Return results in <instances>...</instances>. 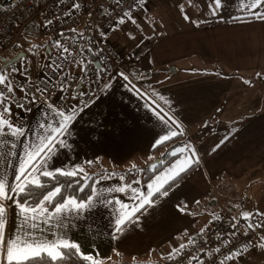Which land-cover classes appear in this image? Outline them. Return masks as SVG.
<instances>
[{
	"label": "crops",
	"instance_id": "0c3cea01",
	"mask_svg": "<svg viewBox=\"0 0 264 264\" xmlns=\"http://www.w3.org/2000/svg\"><path fill=\"white\" fill-rule=\"evenodd\" d=\"M209 3L210 0H206L207 10L203 15L199 12L186 20L184 27L176 33L158 42L156 38L154 56L160 64L166 61L167 67L152 71L141 66V62L123 66L111 77L107 83L109 87L96 94L85 106H76L75 118L65 137L68 147L57 148L44 166L48 171L90 167L95 172L96 191L102 197L118 202L96 203L92 209L79 213L65 211L60 222L53 220L49 224L37 219L35 222L39 228L32 230L34 237L41 240L66 238L78 242L81 252L91 255L99 264H159L160 260L167 264V256L175 253L174 249H180L181 244L187 246L202 235L203 232L194 235L190 231H193L192 227L195 231L201 226L202 214L212 211L214 204L218 205L219 211L223 207L227 212L231 211L226 199L229 187L225 186L233 184L235 176H240L245 169L264 158V115L250 120L248 127L227 137L225 143L213 151L216 145L206 149L203 145L213 144L212 140L217 137L215 128L209 129L211 134H204L199 126L193 131L187 124L196 119L208 120L206 114L216 115V110L221 117L234 114L236 111L231 106H234L236 76L222 78L224 88L216 90L211 84L208 94L197 97L205 105L196 116L199 108L189 107L188 101L194 95L198 96L200 82L197 80L198 77L202 79V74L210 77L213 73L250 75L254 74L253 69L264 70L250 62L237 63L240 56L249 57L254 53L252 50L257 41L254 31L264 22L243 11L242 0H222L224 7L217 16L211 15ZM259 10L264 12V7ZM176 58H190V61L184 65H170L168 60ZM224 58L227 64H224ZM155 72L158 73L156 77ZM121 73L128 76V80L123 79ZM179 73L184 75L183 78L173 79ZM160 96L167 103L160 100ZM156 104L163 113L186 128V138L179 134L154 146L157 139L170 135L172 131L177 132L173 123L165 125L157 119L153 111ZM8 115L15 117L17 110H11ZM59 119L51 102L42 103L23 117L24 136L0 137L5 141L0 148V161L12 154L5 175L9 184L16 183L14 177L25 154L32 151L49 131L40 125L46 122L55 127ZM254 122L258 124L251 125ZM178 149L188 150L180 152ZM192 150L198 163L187 159L192 157ZM166 159L169 161L165 162ZM89 161L93 163L89 164ZM186 161L192 167L191 171L167 190L166 197L158 196L153 206L136 212L125 225V231L118 239H113L115 220L126 211L121 204H127V210L137 204L136 194L127 189V185L146 191L149 183L158 177L163 180L170 169L178 170ZM154 164H160L158 170L143 179V168ZM122 186L126 188L124 193L107 191ZM8 205L10 212L4 237L7 240L24 238L28 225L19 215L20 209L10 201ZM131 258L137 262H130ZM0 264H6L3 253H0Z\"/></svg>",
	"mask_w": 264,
	"mask_h": 264
},
{
	"label": "built area",
	"instance_id": "2783aa9c",
	"mask_svg": "<svg viewBox=\"0 0 264 264\" xmlns=\"http://www.w3.org/2000/svg\"><path fill=\"white\" fill-rule=\"evenodd\" d=\"M132 2L133 0H123V3H118V0H0V57L25 52L21 42L22 28L38 17L43 18V34H55V42L60 41L63 47L68 48L65 53L54 42L44 60L37 63L38 68L33 61L30 65L27 62L20 63V73L12 77L17 91L9 101L18 112L13 118L7 113L6 118L21 126L24 116L39 104L48 102L52 103L55 110L69 114L76 106H85L103 90L124 60H138L153 45V35L143 38L125 53L118 51L104 37L105 33L116 26L119 17L128 10ZM74 4H79V7H74ZM81 19L83 23L89 24L87 31L81 34L77 32L76 36L61 34L62 29L72 31L81 24ZM71 60L76 63L71 65ZM85 65L88 68L86 73L81 70ZM37 88L47 89V92L38 93ZM20 89L26 91L22 92ZM25 95L33 99H25ZM18 103H24L26 107L22 109L16 106ZM231 225L227 212H220L218 219L203 235L197 236L190 245L171 256L169 262L186 264L198 251L205 253L197 264H217L223 255L233 256L236 251L250 245L248 243L251 237L238 231L228 236L227 230ZM213 239L216 241L215 248L206 250Z\"/></svg>",
	"mask_w": 264,
	"mask_h": 264
},
{
	"label": "snow or ice",
	"instance_id": "6c2138e0",
	"mask_svg": "<svg viewBox=\"0 0 264 264\" xmlns=\"http://www.w3.org/2000/svg\"><path fill=\"white\" fill-rule=\"evenodd\" d=\"M188 2L189 5H191L192 0H188ZM118 3H123V0H118ZM145 4L146 0H133L128 10L124 11L123 15L119 17L117 24L122 25L125 23H131L133 25H138V21L132 13L137 7L143 11ZM242 5V10L248 12L252 18L264 22V12H260L259 10L261 7H264V0H242ZM73 6L78 8L79 4H74ZM223 7L224 5L222 0H210L209 11L212 16H217L221 13ZM180 8L183 18L185 20H190L187 13L184 12V6L181 5ZM234 19L240 18L235 17ZM193 23H195V21H193ZM129 36L131 39H135V37L131 36V34H129ZM55 46L62 48V51L65 53L68 52V48L63 47L60 41H56ZM18 55L19 54L17 53V56ZM0 59H3V63H0V137L5 135H10L12 137L24 136L25 129L23 126L15 125L14 122L6 118V114L9 113L13 107L9 101L13 98L14 92L17 91L13 84L12 77L20 73V68L13 63L15 57L12 59L0 57ZM25 62V58L22 57L21 63ZM80 63L83 64L82 61ZM81 70L86 73L88 68L85 65ZM257 75H259V73ZM121 76L123 79L128 80V76L123 73H121ZM246 83H248V81H246ZM107 87H109V85L105 84V88ZM20 91L25 92L26 90L20 89ZM36 91L44 94L47 92V89L42 90L37 88ZM24 98L33 99V97L28 95H25ZM159 99L167 103L163 96H160ZM153 103L155 104V101H153ZM16 106L22 109L26 107L24 103H18ZM153 111L160 122L165 125L173 123L172 118L163 113L158 104L155 105ZM56 115L59 116L60 119L56 122L55 127L51 124H47L46 122L45 124L40 125L42 129L47 127L49 131L42 138L40 143L32 149V151L25 154V158L19 164L14 177L16 183L14 185L9 184L6 176L0 174V253H3L6 264H44L45 257L48 258L49 264H61L65 257L71 259L72 256L76 254H79L84 261H90L92 264H98L97 261L93 260L91 255H85L81 252L78 242H72L66 238L41 240L39 237L33 236L32 230L39 228V225L35 222L37 219L49 224L53 220L60 222V217L64 215L65 211L75 210L79 213L81 210L92 209L96 203L108 205L118 202L110 200L107 197H102L94 187L96 182L86 185L88 188L92 189V192L91 195L83 201H78L75 197L65 198L63 196L64 188L58 182L52 186V190L43 194L42 198L34 206L27 202L28 196L32 194L34 189L45 187L44 183H42V178H48L54 181L57 180L58 176L70 178L67 186H71V182L75 181L76 190L78 191H84L85 189L83 185L85 184V181L91 179L89 175L85 174V170L82 167H73L71 170H44L45 164L49 159H51L52 154H54L57 148L68 147L65 137L69 131V124L75 118V110H73V113L70 115H66L64 111L56 110ZM178 134H182V130L181 132L172 131L170 135H165L157 139L154 146H159ZM227 139L228 138L225 137L221 140L215 146L213 151L224 144ZM4 144L5 141L0 139V148H2ZM187 150L188 149H178L177 151L184 152ZM195 157V151L192 150V157L187 159L192 163H198V159H195ZM88 163L91 164L93 162L89 161ZM188 167H190V164L186 161L184 167H180L178 170L170 169L169 174H167L163 180L158 177L156 181L149 183L146 191H138V189L132 187V184H128L127 189H130L132 193L136 194L135 199L137 204L135 207L131 208V210H127V204H121V208L126 211L121 212L115 220L116 235L113 236V239H118L119 235L125 231V225L132 219L136 212H139L146 206H153L156 197H166L168 195V191L164 189V185L169 184V182L175 183ZM80 174H84L83 178H81ZM113 175H115V173H113ZM121 179H123V177H121ZM135 183L139 184V181H135ZM169 186L171 185L169 184ZM107 191H118L120 193H124L126 188L122 186L117 189H108ZM17 196L21 197V199L25 202H21L20 199H17ZM57 198H60L62 202H57ZM9 201L12 205H15L20 209L19 215L24 217L25 224L28 225V231L25 233L24 238L18 237L15 240H7L4 238L8 222V208L6 205ZM46 204H51L52 209L49 210L45 207ZM253 215H260L261 217H264V213H242L245 220L251 219ZM254 228H264V219H262L259 223L253 222L248 224L249 230ZM201 231H203V229ZM261 240L264 241V237H261ZM184 247L185 245H180V249H183ZM259 247L264 249V243H261ZM173 251L178 252L179 249H174ZM217 251H219V249H217ZM244 251H247V249L245 248ZM241 255V251H236L233 256H229L228 259H233L234 257Z\"/></svg>",
	"mask_w": 264,
	"mask_h": 264
},
{
	"label": "rangeland",
	"instance_id": "374dc122",
	"mask_svg": "<svg viewBox=\"0 0 264 264\" xmlns=\"http://www.w3.org/2000/svg\"><path fill=\"white\" fill-rule=\"evenodd\" d=\"M205 4L206 0H192L191 5H189L188 0H146L143 11H141L140 8L137 7L136 10L132 13L136 17L138 25L125 23L115 26V28L113 27V29L110 31V34L108 36L109 41L120 52H128L133 46L138 44L146 36H155L153 46L146 49L144 54L138 61L133 63L130 61H126V63L122 64L121 68L128 64L134 65L138 64L139 62H141V66H144L152 71H157L159 68L167 67V65L169 64L165 63L166 61H163V63L160 64L154 56V50L157 48L155 46L156 43L159 39L167 38L173 33H176L180 28L184 27L186 20L183 18V14L180 8L181 5L184 6V12H186L187 15L191 18L197 15L199 12H201V14L203 15L204 10H207L205 9ZM199 6L200 9L198 8ZM80 23L83 24L82 19L80 20ZM42 26L43 18L38 17L31 21L23 30V45L25 48L27 46L30 48L28 50L29 52H27V55L23 57L25 58L28 65L31 64V61H33L37 65L39 61L44 60L45 54L41 47V43L46 40V37L41 31ZM79 28L80 27H78V29ZM254 32L256 34L257 40L252 50L254 53L252 55L250 54L249 57L240 56V60H237V63L246 64L250 62V64L260 65V68H264V25L258 26ZM129 34L135 37V39H131ZM156 38H158L157 42ZM15 53L7 54L8 59L14 56ZM168 61H170V65H172V63L184 65L187 64L186 62L190 61V58H176L174 60ZM224 61V64H227L225 58ZM0 63L2 62L0 61ZM20 63L21 60L19 59L18 61H16L15 65L17 67H20ZM253 71L254 74L250 75L245 73H238L236 75L226 73H213L211 77L208 74H202V79L198 77L197 83L200 82L198 88V96L194 95V97L188 101L189 107L197 106V108H199L194 116H196L197 113L201 111L202 107L205 105L201 104L197 97H199L200 95L203 96L205 93L208 94L210 92L211 84H213L216 90L224 88L225 86L224 84H222V78L236 76L234 77V81L236 83L234 85L235 92L233 91L234 95L232 99L234 106H231V108L236 111L234 114H231L229 116L223 115L221 117V113L216 110V115L206 114L208 116V120L205 119L204 121H198V119H196L194 121L188 122V124L186 123L187 127L191 128L192 130H196L197 126H199L198 129L200 128L199 130L204 134H211L212 132H210L209 129L211 127L215 128L217 137L215 138V140H212V145L211 142H208V145H203L204 149L209 146L214 147V145H217L220 142V137H231L240 129L248 127V123L250 122V120L255 117L264 115V70L253 69ZM258 73L259 75H257ZM154 76H158V73L155 72ZM183 76L184 75L182 73H179L173 79L183 78ZM246 81H248V83H246ZM11 110L14 111L17 109L13 105ZM218 118L220 119L217 120ZM172 121L173 125L176 126L177 132H181L182 130V135L184 138H186V135L184 134L186 128L180 125L175 120ZM257 124L258 122H254L251 125L255 126ZM246 132L248 134V128L246 129ZM235 140L238 141L239 138L236 137ZM204 142L206 143V141ZM11 155L12 154H9L4 159V161H0V174L6 175V173L8 172L9 166L11 165ZM232 181L233 184L225 186L229 187L226 199L228 200L229 206L231 207V211L227 212L225 207H223V209L219 211L218 205L214 204L212 211L202 214L203 221L201 226L198 229L196 228L197 230L195 231L192 227L193 231H190V233L196 235L197 233L204 232L214 223V221L218 219V217L220 216V212L223 213L226 211L229 222H232L231 227L233 226V223L241 219V224L237 230L239 232H249L251 234V241L248 243L250 244L249 246H245L247 251H244L245 248L241 251V256L234 257L233 259L222 258L219 259V262H222V264H264V249L259 247L261 243H264V241L261 240V237H264V228H254L251 230L248 229L249 223H259L262 219H264V217H261L260 215H253L251 219L245 220L242 216V213L244 212H250L254 214L264 213V158L249 166L242 172L240 176H235ZM48 205L49 204H46L45 207H48ZM6 207L8 208V212H10V206L7 204ZM202 228L203 231H201ZM237 230L229 228L227 230V235L231 236ZM186 247L187 246H185V248ZM180 250L182 249H179V251ZM168 252L170 251L168 250ZM176 253L177 252H175V254ZM129 261L132 263L137 262L132 258ZM159 264L165 263L160 260Z\"/></svg>",
	"mask_w": 264,
	"mask_h": 264
},
{
	"label": "trees",
	"instance_id": "16d2710c",
	"mask_svg": "<svg viewBox=\"0 0 264 264\" xmlns=\"http://www.w3.org/2000/svg\"><path fill=\"white\" fill-rule=\"evenodd\" d=\"M30 22H28V23H26L25 25H24V27L22 28V32H21V42H22V33H23V30H24V28L29 24ZM88 25L89 24H87V22L85 23H81L80 25H77L73 30H75V31H67V30H65V29H62L61 31H62V35H67V34H71L72 36H76L77 35V32L78 33H83V32H85V31H87L88 30ZM116 26H118V24L116 25ZM78 27H80L79 29H78ZM115 28V27H114ZM109 34H110V32L109 33H105L104 34V37H105V39L106 40H108L109 41V39H108V36H109ZM45 37H46V40L44 41V42H42L41 43V47H42V49H43V51H44V54H45V56L48 54V51H46L47 50V47H51V46H53L54 45V42H55V34H47V35H45V34H43ZM150 36V35H149ZM149 36H146V37H149ZM152 36V35H151ZM154 36V35H153ZM154 40H155V36H154ZM22 45H23V42H22ZM153 46V45H152ZM23 49L25 50V52L27 53V52H29L28 50L30 49L28 46L25 48L24 47V45H23ZM124 53H125V51H124ZM44 56V57H45ZM140 59V58H139ZM126 61H130V60H124L123 61V63L124 62H126ZM137 61V60H136ZM132 62V61H131ZM135 62V61H134ZM74 63H76L75 61H73V60H71V65H73ZM122 63V64H123ZM122 64H121V66H122ZM120 69H121V67H120ZM119 69V70H120ZM119 70H117V72H119ZM116 72V73H117ZM173 156H170V158H172ZM167 161H169V159H166V161L165 162H167ZM154 166V167H153ZM152 167H145V168H143L144 170H143V173H144V176H143V179H148L153 173H155L157 170H158V168H159V166H160V164H154ZM191 169H192V167H189L184 173H182L181 174V176H180V178L175 182V183H172V182H169V184L171 185V186H169V184H165L164 185V189H166V190H168L170 187H172L173 185H175L177 182H179L189 171H191ZM85 170V174H87V175H89L90 177H91V179H89V180H87V181H85V184L83 185L84 186V191H78V190H76V182L75 181H72L71 182V186H67L68 185V183H69V180H70V178H67V177H63V176H58V178H57V180H50V179H48V178H42V183H44V185H45V187L44 188H36V189H34L33 190V192H32V194L30 195V196H28V198H27V202L28 203H30V204H32L33 206L42 198V195L43 194H46V192L47 191H50V190H52V186L54 185V184H56V183H60L62 186H63V188H64V190H63V196L65 197V198H67V197H75L78 201H83V200H86V198L89 196V195H91V192H92V189L91 188H88L86 185H88V184H93V182L95 181V172H93L92 170H91V168L90 167H87V168H85L84 169ZM81 175V178H83V175L84 174H80ZM163 190V189H162ZM17 199H20L21 200V202H25V201H23L22 199H21V197H19V196H17ZM57 202H62V200H60V198H57ZM49 210H51L52 209V205L51 204H49L48 205V207H47ZM244 219V218H243ZM240 224H241V219L240 220H237L235 223H233V226L231 227V228H233V230H237L238 228H239V226H240ZM238 231V230H237ZM239 232V231H238ZM205 233V231L202 233V235ZM241 234H243V235H246V234H250L249 232H240ZM250 237H251V234H250ZM193 242V241H192ZM191 242V243H192ZM215 239H213V241L212 242H209V247H207L206 248V250L207 249H211L210 247H212V249H214L215 248ZM190 243V244H191ZM190 244H188V245H190ZM187 245V246H188ZM249 246V245H248ZM185 248V247H184ZM245 248V247H244ZM243 248V249H244ZM242 249V250H243ZM241 250V251H242ZM205 253V252H204ZM203 252H196L195 254H194V256L192 257V259L189 261V262H187L186 264H197L198 263V261H199V259L201 258V257H203V254H204ZM173 255H175V253H172L171 254V256H173ZM229 256H226V255H223L220 259H222V258H228ZM169 258H170V255L169 256H167V264H171L170 262H169ZM44 264H49V260H48V258L47 257H45V260H44ZM61 264H92V262H90V261H84L83 259H82V257L79 255V254H76V255H73L72 256V258L71 259H69L68 257H65V259H64V261H62L61 262ZM99 264V263H98ZM144 264H147V263H144ZM217 264H222V262H218Z\"/></svg>",
	"mask_w": 264,
	"mask_h": 264
},
{
	"label": "water",
	"instance_id": "95a60500",
	"mask_svg": "<svg viewBox=\"0 0 264 264\" xmlns=\"http://www.w3.org/2000/svg\"><path fill=\"white\" fill-rule=\"evenodd\" d=\"M48 50H49V47H47V50L46 51H48ZM17 53L19 54L18 56H17ZM17 53L14 56H12L11 58H9V59H12L13 57H15V60H13V63H15L16 61H18L20 58L25 57V55H26V53L24 51H20V52H17ZM2 58H6V57L3 56ZM1 61L3 63V59H1ZM159 161L160 160H157V162H159Z\"/></svg>",
	"mask_w": 264,
	"mask_h": 264
},
{
	"label": "flooded vegetation",
	"instance_id": "af4514ba",
	"mask_svg": "<svg viewBox=\"0 0 264 264\" xmlns=\"http://www.w3.org/2000/svg\"><path fill=\"white\" fill-rule=\"evenodd\" d=\"M8 59V58H7ZM0 61H1V59H0ZM2 62V61H1Z\"/></svg>",
	"mask_w": 264,
	"mask_h": 264
}]
</instances>
